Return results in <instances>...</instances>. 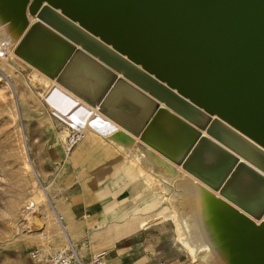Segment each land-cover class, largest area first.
I'll list each match as a JSON object with an SVG mask.
<instances>
[{
    "label": "bare ground",
    "instance_id": "bare-ground-1",
    "mask_svg": "<svg viewBox=\"0 0 264 264\" xmlns=\"http://www.w3.org/2000/svg\"><path fill=\"white\" fill-rule=\"evenodd\" d=\"M44 2L47 4L40 14L70 32L79 42L63 43L47 29L37 24L31 26ZM153 2L155 6L145 5L144 10L153 7L169 10L178 27L185 32L182 45L179 40L168 46L171 49L169 58L183 64L184 71L203 84L205 93L197 94L198 100L207 105L220 106L228 102L237 107L231 111L252 128L246 130L257 141L250 137L246 139L231 127L214 121L210 130L218 132L222 140L204 137L196 143L198 138L193 139V130L182 114L202 125L201 113L144 72L155 74L160 80L167 79L163 82L181 95L182 90L186 91L180 87V82L156 68L157 64L144 54V50L148 51L145 46L151 48L154 56L152 49L166 52V40L157 42L145 28L143 31L147 33L138 38L134 35L123 38L134 47L128 48L113 38V28L109 30L103 25L118 16L98 18L92 1L0 0V55L4 59L11 55L28 71L44 76L49 87L46 100L50 111L72 134L68 150L86 138L93 142L105 141L111 148L130 154L129 166L122 173L130 181L137 182L138 189L134 192L140 190L142 174L150 177L154 185L151 187L147 181L145 195L180 194L182 207L175 200L172 203L178 241L191 250L195 261L202 260L197 264H264V226L257 225H264V0ZM122 4L132 11H139L134 2ZM112 7L116 13L126 12L121 16L129 25H141L140 18L132 16L138 13H128L117 4ZM53 8L78 19L119 53L109 49L97 37H87L78 31ZM29 27V32L34 30L36 33L27 34ZM75 50H81L111 72L110 81L98 91L95 80L86 79L84 73L77 71L79 78L74 80L70 79L67 70L63 73ZM117 78L124 79L155 103L146 118L141 117L139 109L145 108L141 102L138 105L136 102L111 101L103 105L106 91ZM175 83H179L182 90L175 88ZM230 146L239 149L242 155ZM231 152L246 162L227 178L234 168L233 164L228 166ZM165 181L174 183L176 193H173L171 183ZM159 182L165 193L156 189ZM38 203L33 199L27 201L24 212L28 222L33 221ZM134 213H139V209L136 208ZM163 213L166 211L160 214ZM56 215L64 239L68 240L71 230L66 215L60 211ZM133 216L124 213L114 220L105 218L103 223L109 233L119 235L121 224L135 218ZM143 221L145 226L148 220ZM102 232L100 227L95 235ZM201 249L203 253H200Z\"/></svg>",
    "mask_w": 264,
    "mask_h": 264
},
{
    "label": "rangeland",
    "instance_id": "rangeland-1",
    "mask_svg": "<svg viewBox=\"0 0 264 264\" xmlns=\"http://www.w3.org/2000/svg\"><path fill=\"white\" fill-rule=\"evenodd\" d=\"M35 72L28 71L11 55H7L6 59L0 55V264H26L28 250L37 244L40 238L38 229L41 227L45 228L49 237L43 241L45 252H49L53 246L67 244L56 215L59 208L65 209L60 207V203L69 205L76 198H82L88 208L97 209L102 214V228L105 218L114 220V217H122L125 212L120 208H123L122 203L129 196L127 189L131 183H135L122 173L129 166L130 154L111 148L105 141L83 139L77 142L75 151L69 155L74 147L71 150L67 148L72 134L67 132L56 114L50 111L46 100L48 83L40 72ZM73 162L87 168L107 165L106 169L97 173L101 187L107 182V189L103 194H71L82 189L81 185L78 183L70 189L65 185L73 183L75 178H83L77 174L63 180L61 170ZM135 162L141 163L137 160ZM141 165L144 166L142 163ZM144 169L148 170L145 166ZM149 178L141 174L139 194L144 196L138 201L137 208L139 212L155 209L160 214L166 211L162 215L166 228H169L165 233L178 241L179 233L174 222L172 203L176 201L182 207L181 196L169 193L145 195V189L149 185L147 181L154 187ZM164 183H171L173 193H176V186L172 181ZM121 185L122 194L113 197L112 194ZM160 185V182L156 183V189L162 191ZM56 186L57 191L54 190ZM106 193L109 195H105ZM29 199L39 202V207L32 217L33 221L28 222L24 211ZM106 200H116L120 204L102 211ZM147 220L146 225L149 217ZM113 233L116 237L117 233ZM181 245L188 254L192 253L187 246ZM200 253H203V249ZM191 257L195 261L193 255ZM200 261L202 260L193 264Z\"/></svg>",
    "mask_w": 264,
    "mask_h": 264
},
{
    "label": "water",
    "instance_id": "water-1",
    "mask_svg": "<svg viewBox=\"0 0 264 264\" xmlns=\"http://www.w3.org/2000/svg\"><path fill=\"white\" fill-rule=\"evenodd\" d=\"M92 1L93 3V11L95 16L102 19L109 16H118L116 19H109V23L103 24L105 27H107L109 30L113 28V32L111 33L108 30L104 29L105 31L113 34V38H115L118 42L122 43L123 45L127 46L130 49H134L133 46L128 44L123 40L124 37L131 38L132 35L135 37H139L140 35L146 34L147 32L143 31L145 28L152 33L154 36L153 39H157V42L163 41V39L166 40V52L160 53L159 51H155V49H152L156 56L153 55L152 51L150 50L148 46H145L144 48H148V51L144 50V54H146L154 63L157 65L156 68L161 70L162 72L168 74L169 76L176 79L178 82L181 83L182 86L175 83V88H185L186 91H183L182 95L173 90L170 86H168L165 82L167 79L160 80L155 76V74H151L150 72L144 71L143 68H140L146 72L148 75H150L151 78H153L158 84L162 85L163 87L167 88L169 91L175 93V95H178L179 97L186 100L188 103H190L193 107H195L198 112L202 115V122L203 124H199V122L194 121L190 117L182 114V116H185L188 120L186 123L191 127L193 130V139L197 141H200L201 139H204V137L209 139H216L218 141L222 140L219 136L218 132H213L210 130V127H212V123L214 121H219L223 123L222 125H226L225 127L229 126L232 129H234L236 132H238L242 137H245L248 139V137L253 138L256 140V138L250 134L246 128L252 129L249 125H247L246 122L241 120L231 109L236 108L234 105H231L227 102V105H224V103H221V105H217L215 103H208L209 105L205 104V102H202L201 100H198L199 96L197 94L202 95V91L205 93V87L202 83L195 80L191 73L188 71H184L185 67L183 64H180L178 62L170 61L169 58L171 49L168 47L171 46L172 43L176 44L177 41L180 40L181 45L184 43L183 35L185 34L184 30L181 29V27H178V22L175 18H173L172 13L168 11H160L156 10L155 7L149 10H144L145 5L155 6L153 0H88ZM123 2H134V4L139 8V11H132L128 9L127 7H123ZM46 2L42 4V6L38 10V16L37 18L31 23V26L39 25V27L45 28L48 30V32L52 35H56L59 38L62 39L63 43H69L70 41L79 42L76 40L74 35H72L70 32L62 28L61 26H58L53 21L48 20L47 18L43 17L40 13L43 10V8L46 6ZM112 4H117L124 10H126L128 13H138V15H132L140 18L141 21H139L141 25H135L131 26L129 25L124 18H122L121 14H125V11H120L118 13L113 10ZM56 13H58L61 18H64L68 21L69 24H71L74 28H76L78 31L86 35L87 37H94L96 38L95 34H93L88 28L84 27L82 23L78 19H73L69 15H66L63 11H60L56 8H53ZM131 15V14H129ZM49 24L54 29L52 30L47 26ZM43 29L42 31L44 32ZM30 27L27 30V34H33L36 32L30 31ZM46 30V31H47ZM46 33V32H45ZM48 34V33H47ZM49 34V35H50ZM98 39L101 43H103L105 46H107L112 51L119 53L117 50H115L112 46L109 44L103 42ZM164 43V42H162ZM170 43V44H168ZM70 44V43H69ZM140 46V44H139ZM176 53V51H175ZM144 56V55H143ZM67 70V73H69L70 79L77 78L76 72H82L84 73L88 78L86 79H94L96 82V87L98 86L97 90H99V87L105 86L111 79V72L107 70L106 67L102 66L97 61L93 60L90 56L82 52L81 50H75V52L70 57V60L68 61V64L66 68H64L63 73H65ZM176 70V71H175ZM152 73H155L154 71H151ZM180 73V74H179ZM79 78V77H78ZM183 78V79H182ZM180 86V87H179ZM185 86V87H184ZM101 87V88H102ZM96 93V92H95ZM118 102L120 104L125 103H134L136 102L138 105L139 103H143V107L139 109L141 112V117L146 118V116L152 111L154 108L155 103L151 102L149 98L144 96L141 92L127 84L124 79L117 78L112 86L108 88L106 91L102 103L105 105L108 102ZM195 103V104H194ZM140 108V106H138ZM138 110V111H139ZM234 110V109H233ZM249 130V129H248ZM251 131V130H250ZM257 141V140H256ZM228 142V141H227ZM231 147V146H230ZM231 149L242 155L239 149H236L234 147H231ZM243 157H246L243 155ZM247 159V158H245ZM245 160L242 158H238L236 154L231 152L230 158H229V164L234 165V168L228 173L227 178L231 175V173L234 171L235 168L239 167L240 165H244ZM232 165V166H233ZM224 183V182H223ZM222 183V185H223ZM221 185V186H222ZM263 211V210H262ZM252 214V213H251ZM260 225V227H263L264 225L261 223L257 224Z\"/></svg>",
    "mask_w": 264,
    "mask_h": 264
},
{
    "label": "crops",
    "instance_id": "crops-1",
    "mask_svg": "<svg viewBox=\"0 0 264 264\" xmlns=\"http://www.w3.org/2000/svg\"><path fill=\"white\" fill-rule=\"evenodd\" d=\"M76 146L77 144H75L69 155L73 154ZM119 162H122V160H119ZM106 168L107 165L87 168L80 163L73 162L70 166L61 170L62 179L67 180L70 176L75 177L77 174L83 178V180L75 178L73 183L65 185L67 189L78 183L81 185L82 189L71 194H103L105 189H107V182H104V186L101 187L97 173ZM122 188L123 185L118 187L112 196L118 197L122 194ZM137 189V182L129 185L127 189V195L129 196L122 203L124 209L120 208L127 215L132 217L135 215V218L121 224L118 229L119 235L116 237L114 233H109L106 225L102 228L103 232L101 235H95L94 232L101 227L102 214L97 209L88 208L82 198H76L69 205L60 203V207H65V209L59 208L57 211L65 213L67 222L70 224L71 235H68V240L66 239L67 244L53 246L52 249L64 248L72 243L76 246L80 257L86 264H89L93 254L100 250L106 251L104 256L105 264H158L161 260H165L167 264H193L195 261H192L191 255L188 254L189 252L177 239L166 235L165 231L169 228H166L165 218H162L164 213L159 214L155 209L134 213L138 206V201L144 196L139 194V192H134ZM54 190H58L57 186ZM105 195L109 194L106 193ZM79 196L81 197V195ZM119 204L116 200H106L102 211ZM148 217L149 225L144 226L143 220ZM51 227L54 229V225ZM40 243L43 242L39 238L36 245Z\"/></svg>",
    "mask_w": 264,
    "mask_h": 264
},
{
    "label": "built area",
    "instance_id": "built-area-1",
    "mask_svg": "<svg viewBox=\"0 0 264 264\" xmlns=\"http://www.w3.org/2000/svg\"><path fill=\"white\" fill-rule=\"evenodd\" d=\"M38 230L42 242L48 240V232L45 228L41 227ZM43 245V243H40L28 250L26 264H86L80 257L76 246L72 243L64 248H51L49 252H45ZM105 254V250L95 252L90 259L89 264H105ZM158 264H167V262L161 260Z\"/></svg>",
    "mask_w": 264,
    "mask_h": 264
}]
</instances>
